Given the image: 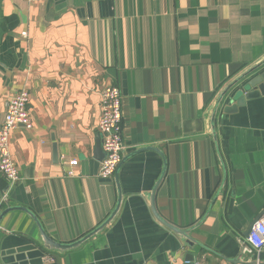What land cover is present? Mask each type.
Segmentation results:
<instances>
[{
  "label": "crops",
  "instance_id": "1",
  "mask_svg": "<svg viewBox=\"0 0 264 264\" xmlns=\"http://www.w3.org/2000/svg\"><path fill=\"white\" fill-rule=\"evenodd\" d=\"M263 59L264 0H0V125L20 89L33 123L11 133L19 180L0 215L19 207L55 242L82 237L117 200L114 175L98 177L106 86L120 90L125 142L121 205L101 233L50 251L14 210L0 221V264H264L246 235L264 211V96L220 106L215 138L209 125L222 90ZM162 175L156 212L191 246L151 211Z\"/></svg>",
  "mask_w": 264,
  "mask_h": 264
},
{
  "label": "built area",
  "instance_id": "2",
  "mask_svg": "<svg viewBox=\"0 0 264 264\" xmlns=\"http://www.w3.org/2000/svg\"><path fill=\"white\" fill-rule=\"evenodd\" d=\"M28 3L41 0H23ZM100 119L97 130L104 158L100 164L98 177L110 179L122 160L125 142L122 132V97L118 87L106 86L101 94ZM29 94L26 89L15 92L6 102L3 120L0 125V174L8 184V190L0 197V205L6 201L9 189L19 180L18 170L10 156V136L16 128L32 130L33 123L28 111ZM76 161L70 162L71 166ZM71 175V173H69ZM247 242L256 255L264 249V211L251 226ZM259 261L256 258V264Z\"/></svg>",
  "mask_w": 264,
  "mask_h": 264
},
{
  "label": "water",
  "instance_id": "3",
  "mask_svg": "<svg viewBox=\"0 0 264 264\" xmlns=\"http://www.w3.org/2000/svg\"><path fill=\"white\" fill-rule=\"evenodd\" d=\"M260 96H264V59L262 61H260L259 63L251 66L249 69L245 70L242 74H240L234 80H232L229 84H227V86L222 90V92L218 96V98H217V100L213 106V109H212V112L210 115V119H209L210 132L213 135V137L215 138L214 123H215V118H216V115H217V112H218L220 106L223 107L222 108L223 113L231 114V113H235L239 107H242L246 103V101L258 98ZM152 150H155L156 152L161 154V152L158 151L157 149L152 148ZM123 161H124V158L122 157L120 164L118 165V167L116 168V170L114 172V181H115L116 191H117V200H116V204H115L114 209L109 214V216L103 222H101L98 226H96L90 232L86 233L82 237H80V238H78L72 242H68V243L55 242L54 240H52L50 237L47 236V234L43 230L41 224L37 221V219L35 218V216L33 214H30L25 209H22L19 207L7 208L0 215V221H1V218L8 212H11L14 210H23V211L29 213V215L35 221V223L39 229L42 244L44 245V247L47 250L54 251V252H65V251L75 249V248L81 246L84 242L90 240L94 236L101 233L104 230V228L107 225H109L111 223V221L114 219V217L116 216V214L120 208L121 201H122V193H121L120 185L118 182V170L120 169ZM162 177H163V175L160 177V179L158 180V182L156 183L155 187L153 188V190L150 194L151 211H152L154 217L156 218V220L160 224H162L163 226L168 228L170 231H172L177 236L183 238L186 241V243L189 246H191L193 243H196V242L193 239H191V237L189 236V231L181 230L179 228H176L175 226H172L171 224L164 222L158 216V214L156 212V209L154 206V196H155V192H156V188L158 186V183L160 182ZM249 231H250V229L246 233L247 236L249 234ZM184 264H195L194 256L191 254H188L184 259Z\"/></svg>",
  "mask_w": 264,
  "mask_h": 264
}]
</instances>
